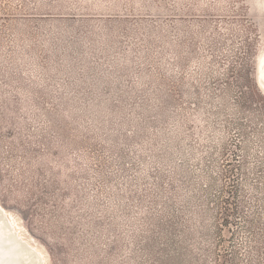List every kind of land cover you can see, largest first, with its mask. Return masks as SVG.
<instances>
[{
    "label": "rangeland",
    "instance_id": "obj_1",
    "mask_svg": "<svg viewBox=\"0 0 264 264\" xmlns=\"http://www.w3.org/2000/svg\"><path fill=\"white\" fill-rule=\"evenodd\" d=\"M0 204L42 264H264V0H0Z\"/></svg>",
    "mask_w": 264,
    "mask_h": 264
},
{
    "label": "bare ground",
    "instance_id": "obj_2",
    "mask_svg": "<svg viewBox=\"0 0 264 264\" xmlns=\"http://www.w3.org/2000/svg\"><path fill=\"white\" fill-rule=\"evenodd\" d=\"M18 227L13 214L0 204V264H42L41 256L22 244Z\"/></svg>",
    "mask_w": 264,
    "mask_h": 264
}]
</instances>
